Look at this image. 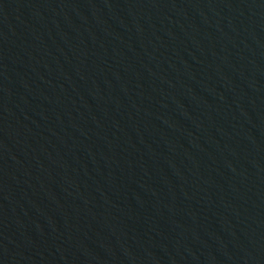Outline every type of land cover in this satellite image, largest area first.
<instances>
[{
	"label": "water",
	"instance_id": "water-1",
	"mask_svg": "<svg viewBox=\"0 0 264 264\" xmlns=\"http://www.w3.org/2000/svg\"><path fill=\"white\" fill-rule=\"evenodd\" d=\"M0 264H264V0H0Z\"/></svg>",
	"mask_w": 264,
	"mask_h": 264
}]
</instances>
